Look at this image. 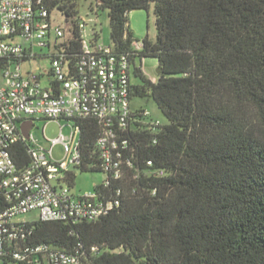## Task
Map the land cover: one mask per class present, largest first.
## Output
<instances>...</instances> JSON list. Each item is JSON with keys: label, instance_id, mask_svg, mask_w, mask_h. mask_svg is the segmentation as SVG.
<instances>
[{"label": "trees", "instance_id": "1", "mask_svg": "<svg viewBox=\"0 0 264 264\" xmlns=\"http://www.w3.org/2000/svg\"><path fill=\"white\" fill-rule=\"evenodd\" d=\"M78 2L37 5L49 19L59 11L70 25L62 49L54 47L70 63L81 54ZM94 10L107 12L108 46L128 56L141 81L131 85L125 128L115 125L116 141H126L120 176L92 189L97 201L118 204L93 220L21 224L3 242L0 264H12L15 253L26 255L19 264H35L42 254L24 250L37 246L74 255L80 264H264V0H95ZM133 10L152 11L155 41L133 38ZM145 58L157 61L156 82L136 65ZM137 96L150 97L165 121L151 126L156 120L146 110L131 108ZM58 121L78 132L69 188L77 172L104 175L99 121ZM29 147L28 141L11 147L19 169L30 164Z\"/></svg>", "mask_w": 264, "mask_h": 264}, {"label": "built area", "instance_id": "2", "mask_svg": "<svg viewBox=\"0 0 264 264\" xmlns=\"http://www.w3.org/2000/svg\"><path fill=\"white\" fill-rule=\"evenodd\" d=\"M42 0H0V254L5 239H13L21 231L18 217L35 213L33 220L63 222L69 219L93 220L117 205L118 201H97L96 194H74L66 184V173L79 160L77 127L69 137L61 133L49 140L50 148L61 144L65 159L55 161L51 150L25 139L21 125L35 118L58 121L59 118H95L103 128L97 141L101 153L104 184L108 178L120 176L121 153L126 141L117 142V129L125 128L131 117V64L126 55H119L108 45L93 42L86 31V22L77 25L81 54L76 62L64 61L60 44L65 33L53 26L48 13L37 9ZM22 39L24 46L16 42ZM141 43H135L139 49ZM51 49L55 57L48 70H23L22 65L34 59L36 50ZM23 70V72H22ZM50 73V75H49ZM47 78V85L42 81ZM55 83L57 86L55 87ZM50 83V84H49ZM144 116H150L144 111ZM159 121L150 122L157 126ZM60 125V130H61ZM28 141L30 164L19 169L10 155L11 147ZM31 220V221H33ZM24 253L42 254L35 264H80L76 256L51 251L46 246L26 248ZM26 255L13 254L12 264L24 261Z\"/></svg>", "mask_w": 264, "mask_h": 264}, {"label": "rangeland", "instance_id": "3", "mask_svg": "<svg viewBox=\"0 0 264 264\" xmlns=\"http://www.w3.org/2000/svg\"><path fill=\"white\" fill-rule=\"evenodd\" d=\"M95 0H79L78 10L79 17L84 19L87 28L86 31L90 35L92 28L95 26V31L98 33V43L101 45L109 44V24L108 16L105 10H94ZM50 21L53 26L60 27L67 33L70 29V25L65 21V18L60 14L59 11L54 10L50 14ZM128 26L133 34V38L136 41H142L144 38H148L150 41H155L156 30H155V18L152 11L147 13L144 10H133L128 14ZM65 37L60 40L63 42ZM16 42L26 45V42L22 39H17ZM52 50L45 49L43 51L36 50L37 58L25 62L22 67L23 70H48L50 68V59L47 57H42L39 55L50 54ZM136 65L141 66V71L143 75L152 82H156L158 79L157 73V61L153 58H145L141 61L136 59ZM22 70V72H23ZM131 83L134 85H139L141 83L140 79L136 77L133 73V68L131 71ZM47 85V78L42 81V86ZM132 109H143L150 113L151 118L164 122L165 119L161 112L157 108L155 102L150 97H132L131 99ZM60 125L61 130H60ZM73 132L70 127V123L64 121H53V120H43L41 118H35L33 126L30 130V135L33 139V143L41 148H46L51 150V156L55 161H62L65 159V153L63 146L61 144H56L50 148L48 143L49 140L55 139L61 133L64 137H69ZM78 135L75 136L74 142L76 143ZM76 173V171H74ZM104 175L100 172H77L74 186L72 187V192L74 194H83L86 192H91L93 185L95 183H100L104 180ZM35 213H29L18 217L16 220L20 222H28L35 219Z\"/></svg>", "mask_w": 264, "mask_h": 264}, {"label": "water", "instance_id": "4", "mask_svg": "<svg viewBox=\"0 0 264 264\" xmlns=\"http://www.w3.org/2000/svg\"><path fill=\"white\" fill-rule=\"evenodd\" d=\"M160 69L157 68V73H159ZM33 126V122L31 120L29 121H25L24 123H22L21 125V133H22V136L25 138V139H29L30 137V130Z\"/></svg>", "mask_w": 264, "mask_h": 264}]
</instances>
